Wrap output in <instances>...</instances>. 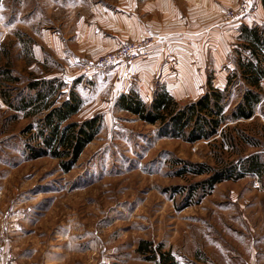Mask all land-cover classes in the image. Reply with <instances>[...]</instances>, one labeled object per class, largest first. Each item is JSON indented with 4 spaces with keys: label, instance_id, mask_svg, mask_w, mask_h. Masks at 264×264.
<instances>
[{
    "label": "rangeland",
    "instance_id": "1",
    "mask_svg": "<svg viewBox=\"0 0 264 264\" xmlns=\"http://www.w3.org/2000/svg\"><path fill=\"white\" fill-rule=\"evenodd\" d=\"M146 1L154 0L2 2L0 64L10 61L24 77L56 76L70 85L74 81L84 103L72 120L95 114L102 117L99 134L64 173L56 159L24 157L20 131L28 120L12 118L14 113L0 100V209L17 214L8 223V234L0 233L3 264L9 256L15 264H152L135 252L140 239L160 245L178 264H250L253 254L264 256V178L245 175L206 189L203 185L211 174L190 172V166L200 164L218 173L232 165L239 167V159L251 155L264 162V79L253 115L230 119L242 101L241 91L248 87L240 77L238 59H252L239 39L240 31L253 25L264 27L261 0H252L244 18L230 21L224 15L234 3L225 0L223 15L216 13L212 22L223 20L228 24L222 27H229L195 46L193 53L195 57L199 53L201 61L196 63L194 56L191 63L178 61L182 57L166 50L145 88L139 78L144 67L137 64L148 63L150 53L98 71L84 72L83 67L126 41L152 37L151 52L156 35L126 37L115 48L80 57L75 68H66L44 47L43 63L34 58V46L42 35H56L69 47L78 24L101 29L99 11L132 12V7ZM174 2L181 13L183 1ZM251 16L257 23L242 24ZM18 32L23 39H32L30 54L23 49ZM103 34L108 35L107 30ZM45 54L54 62H45ZM119 65L124 68V79L109 72ZM180 71L185 77L183 86L177 78ZM228 77L232 81L224 106L226 121L209 139L187 142L171 137L158 125L143 123L115 106L120 94L132 90L149 103L155 89L165 85L170 89L178 85L174 96L183 105L208 92L210 86L224 90ZM183 168L185 173L178 174Z\"/></svg>",
    "mask_w": 264,
    "mask_h": 264
},
{
    "label": "trees",
    "instance_id": "2",
    "mask_svg": "<svg viewBox=\"0 0 264 264\" xmlns=\"http://www.w3.org/2000/svg\"><path fill=\"white\" fill-rule=\"evenodd\" d=\"M3 1L0 0V7ZM261 5L264 11V0H261ZM16 35L25 44V52L30 54L32 39H23L19 32ZM239 39L253 60L238 59L240 77L248 87L241 91L242 101L236 104L231 120L249 119L253 115L255 106L260 102V82L264 79V27H242ZM6 54L7 51L3 49L2 55ZM44 57L45 62L53 61L48 54ZM232 77L226 79L224 90L210 86L208 92L183 105L160 87L155 89L149 103L143 101L136 92L130 91L120 94L115 106L143 123L158 125L164 134L171 137L187 142L209 139L226 121L224 106ZM18 83L22 84L21 87L16 86ZM0 100L14 113L12 118L28 120L20 131L24 157L29 160L42 156L56 159L64 173L72 169L84 148L100 132V114L81 121L72 120L84 103L75 90L74 81L70 85L56 76L30 74L24 77L13 69L10 61H5L0 64ZM190 167V172L195 175L211 174L204 182L203 188L206 189H211L214 184L225 179L237 180L245 175L264 178V162L258 155L239 159V167L232 165L218 173H213L207 165ZM185 170L183 168L178 174L185 173ZM135 252L152 264H178L170 252H163L160 245L154 247L151 241L145 239L138 241Z\"/></svg>",
    "mask_w": 264,
    "mask_h": 264
},
{
    "label": "crops",
    "instance_id": "3",
    "mask_svg": "<svg viewBox=\"0 0 264 264\" xmlns=\"http://www.w3.org/2000/svg\"><path fill=\"white\" fill-rule=\"evenodd\" d=\"M182 1L184 5L181 13L174 0L146 1L144 5L139 4L138 6L135 5L132 7V12L123 10V13L119 14H106L101 10L99 11L103 16V18L100 17L102 18L99 25L101 29L97 28V25L84 23L78 24V29L74 32L72 40L69 41L71 44L69 47H66L60 42L56 35H53L52 37L44 34L42 35L40 43L34 46V58L36 61L43 63L41 49L44 47L45 49H48V51H50L66 68L68 67L67 65H69L70 68H75L74 65L79 63L80 57L82 58L88 54L95 55V53L107 48H115L126 37L133 38L151 34L156 35L158 39L154 48L150 52V63H141V65L137 64V67H140V69L142 66L144 67L143 71L140 72L139 78H141L144 84L143 87L145 88V84H147V82L158 71L157 68H159L158 66L162 59V54L165 53L166 50L172 52L177 57H182L179 58L178 61L191 63L192 57L194 56L193 60L197 63L198 61H201V59L200 56L197 58L199 53L196 57L193 53L195 46L205 44L207 38L208 42V40L214 38L216 34L218 36L220 35L218 31L221 32L223 31L222 29L229 27L227 25L226 27H222L224 24H228L223 20H218L217 23L212 22L214 21L216 13L220 14V16L223 15L225 11H223L225 0ZM230 1V3H234V5L237 2V0ZM263 12L262 15H264ZM241 22L247 26L254 24L256 21L254 17L251 16ZM104 30H107L108 35L103 34ZM235 31L236 29H234V32ZM93 38H95L94 41ZM121 66L122 65L116 66L109 72L118 76L122 75L124 79V68ZM189 66L193 69L191 64H189ZM128 73H130V71H128ZM177 78L178 81H180V85L183 86L184 82H181L185 77H183L181 71ZM115 85L116 83L114 82V86ZM177 87L178 85L175 86V88ZM163 88L175 98V88L170 89L169 85H165ZM140 91H142V89H140ZM15 218H17L16 213L2 212L0 209V233L8 234V223ZM262 257L264 256L256 258L253 254V259L250 264H264V260L261 259ZM0 264L3 263L0 262Z\"/></svg>",
    "mask_w": 264,
    "mask_h": 264
},
{
    "label": "built area",
    "instance_id": "4",
    "mask_svg": "<svg viewBox=\"0 0 264 264\" xmlns=\"http://www.w3.org/2000/svg\"><path fill=\"white\" fill-rule=\"evenodd\" d=\"M252 0H237L234 8H229L224 20L230 21L235 19H242L251 11ZM153 44L152 37H145L138 41H126L121 43L116 49L100 56L97 60L88 61L84 68V72L91 70H101L111 65L119 63H130L139 58H146L149 55V50ZM3 249L0 246V259L3 256ZM5 264H15L11 257L7 259Z\"/></svg>",
    "mask_w": 264,
    "mask_h": 264
}]
</instances>
